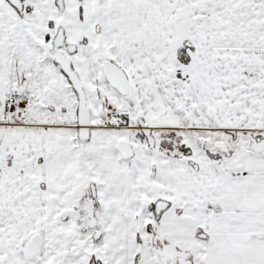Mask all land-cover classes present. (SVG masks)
Returning a JSON list of instances; mask_svg holds the SVG:
<instances>
[{"label": "snow or ice", "instance_id": "obj_1", "mask_svg": "<svg viewBox=\"0 0 264 264\" xmlns=\"http://www.w3.org/2000/svg\"><path fill=\"white\" fill-rule=\"evenodd\" d=\"M0 264H264V0H0Z\"/></svg>", "mask_w": 264, "mask_h": 264}]
</instances>
